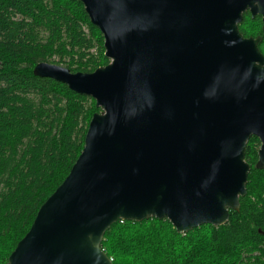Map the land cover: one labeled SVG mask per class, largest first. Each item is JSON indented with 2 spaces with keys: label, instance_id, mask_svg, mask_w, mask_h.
Here are the masks:
<instances>
[{
  "label": "water",
  "instance_id": "obj_1",
  "mask_svg": "<svg viewBox=\"0 0 264 264\" xmlns=\"http://www.w3.org/2000/svg\"><path fill=\"white\" fill-rule=\"evenodd\" d=\"M105 39L106 66L34 74L92 97L84 148L6 264H114L102 247L119 221L167 219L179 233L229 222L247 195L249 140H261L262 36L244 15L264 0H79Z\"/></svg>",
  "mask_w": 264,
  "mask_h": 264
},
{
  "label": "trees",
  "instance_id": "obj_2",
  "mask_svg": "<svg viewBox=\"0 0 264 264\" xmlns=\"http://www.w3.org/2000/svg\"><path fill=\"white\" fill-rule=\"evenodd\" d=\"M240 31L262 36L264 54L261 15L247 12ZM104 43L79 0H0V264L69 175L92 117L101 111L92 97L36 76L34 68L45 61L94 72L110 63ZM260 147L253 136L245 158L251 165L247 195L225 225L183 234L167 219L119 221L106 231L103 249L114 264H264Z\"/></svg>",
  "mask_w": 264,
  "mask_h": 264
},
{
  "label": "rangeland",
  "instance_id": "obj_3",
  "mask_svg": "<svg viewBox=\"0 0 264 264\" xmlns=\"http://www.w3.org/2000/svg\"><path fill=\"white\" fill-rule=\"evenodd\" d=\"M58 60H59V59L56 58V61H58ZM55 64H58V65H61V66L66 67V65H65L64 63H57V62H55Z\"/></svg>",
  "mask_w": 264,
  "mask_h": 264
},
{
  "label": "flooded vegetation",
  "instance_id": "obj_4",
  "mask_svg": "<svg viewBox=\"0 0 264 264\" xmlns=\"http://www.w3.org/2000/svg\"><path fill=\"white\" fill-rule=\"evenodd\" d=\"M247 12H249V13H250V11H247ZM247 12H246V13H247ZM246 13H245V14H246ZM242 34H243V33H242ZM243 35H244V34H243ZM244 36H245V35H244ZM245 37H246V36H245Z\"/></svg>",
  "mask_w": 264,
  "mask_h": 264
}]
</instances>
